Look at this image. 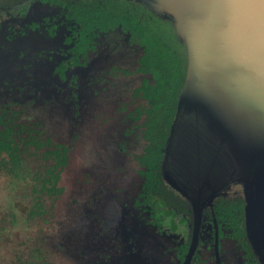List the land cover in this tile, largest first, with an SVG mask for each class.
<instances>
[{"label":"flooded vegetation","instance_id":"1","mask_svg":"<svg viewBox=\"0 0 264 264\" xmlns=\"http://www.w3.org/2000/svg\"><path fill=\"white\" fill-rule=\"evenodd\" d=\"M71 3L0 0V176L7 178V188L25 190L30 181L29 199L36 215L45 219L42 204L56 200L66 190L58 182L67 169L74 144L67 125L69 128L75 121L79 129L86 127L93 132L89 136L94 137V149L88 155L98 171L100 191L108 182L107 164L113 156L117 157L116 171L121 174L127 169L138 187L131 195L128 213L134 218L135 228L141 234L145 232L133 240L135 235L131 237L129 230L125 248L138 261L264 264L257 260L242 234V195H228L226 187H219L208 195L203 190L186 197L176 192L183 188L169 184L165 159L172 124L163 121L172 120V111L166 109L174 102L175 82L182 85L184 73L180 78L176 50L164 42L163 30L156 21L136 12H123L120 22L105 16L102 24L91 12L90 19L75 18ZM82 104L84 110L93 109L95 119L81 117ZM50 106H55L53 119H40L38 113ZM60 112L63 115L58 117ZM47 130L48 135L44 134ZM162 134L166 138L163 144L159 140ZM66 135L70 136L67 141ZM22 171L27 175L19 177ZM19 178L26 179L17 182ZM108 188L114 191L110 183ZM81 192L76 194L81 196ZM98 202L96 217L105 215ZM74 203L71 201L67 208L77 206ZM165 212L168 217H164ZM107 218L111 216L98 218L91 235H84L93 238V245L89 247V240L83 239L78 257L93 264L117 249L119 232L110 228ZM174 218L179 236L176 241H167L165 233ZM58 223V229L65 231L63 221ZM141 239L146 241L144 255L134 245ZM96 243L99 250L94 247Z\"/></svg>","mask_w":264,"mask_h":264},{"label":"water","instance_id":"2","mask_svg":"<svg viewBox=\"0 0 264 264\" xmlns=\"http://www.w3.org/2000/svg\"><path fill=\"white\" fill-rule=\"evenodd\" d=\"M128 1L170 22L184 48L169 144L183 122L190 134L210 137L209 170L232 164L242 191L245 236L263 263L264 251L249 233L247 207L253 204L264 222V0ZM203 184L194 191H205Z\"/></svg>","mask_w":264,"mask_h":264},{"label":"rangeland","instance_id":"3","mask_svg":"<svg viewBox=\"0 0 264 264\" xmlns=\"http://www.w3.org/2000/svg\"><path fill=\"white\" fill-rule=\"evenodd\" d=\"M84 109L85 107L82 104L80 115L84 120H87L89 116H93V119L96 118L93 109ZM54 110L55 106L47 107L44 111L38 113L39 118H44V120L47 118L53 119ZM71 111L73 118V109ZM83 112L85 113L84 115ZM62 115L60 112L58 117ZM91 119L89 118L88 120L90 121ZM182 123L176 124L174 132L172 131L173 142L171 143L170 141L165 159V170L168 173L170 186L183 188V191L176 192H182L186 197H189L203 183L207 187L205 194L208 195L211 192L209 187L211 182L213 189H217L220 184H224L222 188L226 187L228 195L237 192L241 196L240 185L235 181L237 175L231 167L232 164L226 162L224 165L221 164L220 168H218V164H213L209 170L207 156H211L209 152L211 149L210 137L202 135L201 132L190 134L191 127L184 126ZM77 125L78 123L76 124L75 121L70 122L69 128L67 125L68 135L72 134L71 141L74 144L67 169L61 173L60 181L58 182L60 186L65 185L66 190H64V195L62 194L59 197L60 199L45 201L42 204V207L45 205L43 207L45 219L36 215L38 213L29 199L30 191H27V188H30L28 186L29 184L31 185L30 181L25 190H20L19 187L15 186L7 188V178L0 176V264H92L89 259H83L77 255H81L83 239H88L84 235L86 233L91 235L95 222L99 220L98 218H103L105 215L107 217L111 216V219L107 218L106 222H108L112 230L119 232L120 242L117 245V249L111 250L109 254H104L103 258L98 261L95 260L93 264H142L136 259L134 253L125 249L129 239V230L131 237L135 235L133 240L139 239L136 237L142 236L145 232L141 234V230L139 231V228H135L137 225L132 223L134 218L128 213L129 204H132L133 199L131 195L138 188L132 174L128 173L127 169H124L119 174L116 171L118 169L117 157L113 156L112 161L107 164L108 178L106 181L108 182L104 184L100 191V187H98L100 180H97L98 171L92 167L93 159H90L88 155L94 149V146H92L94 137L89 136L93 132L87 131L86 127L79 129ZM48 133V130L44 132L47 135ZM68 135L65 136V141L68 138L70 139ZM93 157L95 158L96 156ZM101 172L99 177L103 175V173L101 175ZM83 174L87 177L84 178ZM26 175L23 172L19 177ZM104 177L106 178V174H104ZM25 179L19 178L17 182ZM109 183L113 186L114 191H109ZM165 184L168 185L166 181ZM80 188L81 190H79ZM80 191L83 192H81V196H78L76 193ZM219 191L225 190L220 189ZM248 198L253 199V197ZM71 201L75 202L74 204H77V206L71 207L68 205L67 208V204L71 203ZM88 201L90 202L89 207H87ZM96 201H100L98 203L103 205L105 215L102 213L96 217L97 207L100 206L97 205L95 207ZM247 212L250 217L249 233L264 251V222H262L260 214L255 212L253 204L247 207ZM29 213L33 214V216H29ZM164 214V217L169 216L168 212ZM58 220L63 221L65 231L64 229H58L61 228V226H58L60 224ZM176 224L177 218L172 219L170 222L172 226L165 233L167 241L170 239L172 241L177 240L179 227ZM132 232L137 233L134 234ZM153 236L150 235L151 238ZM88 240V246L90 247V245H93V238ZM150 240L152 241V239ZM163 240L166 241V238ZM145 242V240L141 239L134 243L135 248L143 252V255L147 248L143 250ZM94 247L99 250L100 245L96 243ZM154 257L152 256V258Z\"/></svg>","mask_w":264,"mask_h":264},{"label":"trees","instance_id":"4","mask_svg":"<svg viewBox=\"0 0 264 264\" xmlns=\"http://www.w3.org/2000/svg\"><path fill=\"white\" fill-rule=\"evenodd\" d=\"M54 1H56V0H54ZM71 4L72 5H70V8H72V9L70 11L75 14V16H74L75 18H85V20L90 19V18H88V16H89V12H91V16H95L94 19H96V20L98 19L97 22H101L100 24H102L101 19L105 20L107 17H110V16L114 17V18H112V20L114 22H116V21L120 22L123 19L122 13L125 11H128L130 13L136 12L138 14L143 15V17L145 19L148 18L149 20L152 19V20L156 21V25L163 30L162 33H163L164 42L166 44H168V46L170 48L172 45V47L176 50L175 53L177 54L178 67L180 65V68H181V75L179 74V77L180 78L183 77V73H185L184 48L177 41L175 34H174V29H173L172 25L170 24V22L163 20V19L157 17L156 15H153L152 13H150L148 10H146L140 4H137V3H134V2H131L128 0H72ZM93 6H98L100 9L95 8L93 10ZM105 16H107V17H105ZM130 18H131V16L127 17L125 21L127 23H129V21L131 20ZM91 20H93V19H91ZM171 51L172 50H170L169 52L171 53ZM176 83L177 82H175V85H174V87L176 86L174 96L175 95L176 96H175V98H174V96L172 97V99H174V102L172 103V105H170L166 109V112L171 113V111H172V113H173L172 114V120L174 118V115H175V112L177 109V98H178L179 92L181 90V87L183 85V83L181 85L180 81L178 82V84H176ZM172 120L170 121V118H167L166 121H163V124H172ZM159 140L163 144V142L166 140V138L164 140V135L162 134L160 136ZM239 204H241V203H239ZM242 227L244 228V223H243ZM242 234L245 236V228H244V231Z\"/></svg>","mask_w":264,"mask_h":264}]
</instances>
